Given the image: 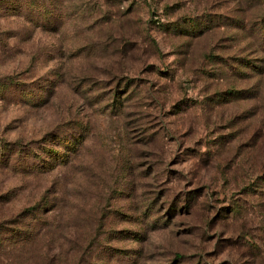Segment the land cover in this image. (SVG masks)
Masks as SVG:
<instances>
[{"label":"rangeland","instance_id":"rangeland-1","mask_svg":"<svg viewBox=\"0 0 264 264\" xmlns=\"http://www.w3.org/2000/svg\"><path fill=\"white\" fill-rule=\"evenodd\" d=\"M38 1L0 3V82L44 99L0 95V145L81 144L0 160V264H264V0ZM189 19L210 28L170 31Z\"/></svg>","mask_w":264,"mask_h":264},{"label":"trees","instance_id":"trees-1","mask_svg":"<svg viewBox=\"0 0 264 264\" xmlns=\"http://www.w3.org/2000/svg\"><path fill=\"white\" fill-rule=\"evenodd\" d=\"M0 3L10 6V9H13V11H15L16 13H20V9H23L24 6L26 9V15L33 14L35 10H39L40 14H42V18L39 19V21L42 22L47 20L46 10L42 7V2H39L38 0H0ZM263 23L264 17H262V19L260 20V24H258V26H260L256 27L255 30L261 42H264ZM208 28H210V24H206L205 20H201L198 22L196 20L190 19L188 20L187 25H180L174 23L169 27L172 33L177 34L178 32H180L193 37L200 36L201 34H203L204 30ZM244 64L245 65L243 66L246 67L249 63ZM19 86L20 85L16 83L12 77H6L3 79V81L0 82V95H4L5 93L10 92L11 90H15L18 92L20 100L26 103H29L31 105L43 103L44 99H42V96L40 94H35L33 93V91L22 90ZM118 86L119 83H117V87ZM128 86V84H125L124 88H128ZM115 94L116 95L113 94L112 96L111 105H109L108 110L119 112L121 102L122 100H124V98H121L118 95V91H116ZM227 96H233V92L227 93ZM216 97H219V99H216ZM223 100H226L224 99L223 95L217 94L215 98L211 100L210 104H217L222 102ZM43 140L49 141L48 147H40V153L43 157H40L41 155H38L37 153L25 147L22 149V145L20 144H17L14 150L10 147V145L3 142V144L0 145V160H2L3 162L4 158L6 159V156L8 154L17 153L23 161L22 165L19 166L22 170L28 172L31 171L37 173H44L51 171L58 166L66 165L69 162L71 153H74L77 147L81 144L80 137H77L73 140H69L66 137L46 135ZM256 184H259L261 186L264 185V173L261 177L257 178ZM41 210H44V206H34L30 208V210L25 211L26 213L22 212L20 214H34V212L40 213ZM239 213L240 210L237 206L232 207L230 211V216L234 215L233 217H237ZM12 235L15 236V238H19V240H27V234H18L17 230H15V233L13 232Z\"/></svg>","mask_w":264,"mask_h":264}]
</instances>
